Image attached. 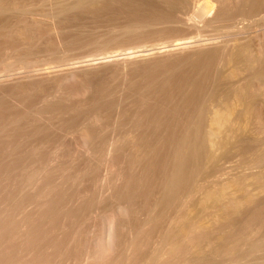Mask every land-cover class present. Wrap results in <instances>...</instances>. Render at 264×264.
Returning a JSON list of instances; mask_svg holds the SVG:
<instances>
[{"label": "bare ground", "instance_id": "6f19581e", "mask_svg": "<svg viewBox=\"0 0 264 264\" xmlns=\"http://www.w3.org/2000/svg\"><path fill=\"white\" fill-rule=\"evenodd\" d=\"M0 264H264V0H0Z\"/></svg>", "mask_w": 264, "mask_h": 264}, {"label": "rangeland", "instance_id": "374dc122", "mask_svg": "<svg viewBox=\"0 0 264 264\" xmlns=\"http://www.w3.org/2000/svg\"><path fill=\"white\" fill-rule=\"evenodd\" d=\"M36 12H38V13H36ZM34 14H36V16H38L39 14H40V16H38V19H43V21H44V19H46L44 22H48V20L49 19H47V18H45V17H43V13H40L41 11H36ZM42 15V16H41ZM195 15H197V13H195ZM210 15H213V13H211ZM36 16H33V17H35V18H37ZM43 17V18H42ZM53 23H52V22ZM49 24H50V26L51 27H54V29H55V27H57L56 26V24L54 23V20H51L50 19V21L48 22ZM244 23H247V21H245ZM224 29V28H223ZM222 28H221V30H220V32H218V30L217 31H214L212 28H210V29H208V30H206L205 31V33L203 32V33H193V34H189L188 36H187V38L186 39H182V40H178V41H174V42H167V43H164L163 42V44L162 43H156V44H158V45H155V44H152V43H149V44H145L144 46L146 47H143V44H142V47L140 46V45H137L135 48H131V49H129L128 50V48H127V50L129 51H127L126 49H121V52H120V49L119 50H117V51H119V52H116V53H107V55L106 54H101V55H96V56H94V55H90V54H86L85 56H82V55H84L85 54V52L82 54H79V53H77V54H72L71 55V58H73V57H75V56H77V57H75V58H73V62H71L70 60L68 61V62H70V64L72 65V66H69V67H72V69L73 68H75L76 67V70H78V69H81V67L82 68H91V69H93V68H97V67H100L101 65H105V63H106V65L108 64H111L112 62L113 63H116V61H118V62H127L126 61V58H127V60L129 61L130 59L131 60H139V59H143V58H150V57H154V56H158V55H161V54H165L166 52L167 53H172V52H186V51H189L190 50V48H192L193 46H195V45H197V44H195V43H197L196 41H204L203 42V44H205L206 43V45H208L209 43H211V41L210 40H214V39H223V38H225V37H222V35H225L226 33H228V32H225L226 30H223ZM221 35V37H220V35ZM245 34H243V36H244ZM247 35H249L248 33H246V35L245 36H247ZM54 37V39H55V37H56V35H54L53 36ZM214 37V38H213ZM57 38V40H59V38H58V36L56 37ZM228 38H231V36L230 37H228ZM227 37H226V39H228ZM209 39V40H208ZM216 39V40H217ZM56 40V39H55ZM57 43H59V41H56ZM185 42V43H184ZM162 45V46H161ZM166 45H169V46H166ZM193 45V46H192ZM149 46V47H148ZM156 46V47H155ZM188 46H190L189 48H188ZM163 47V48H162ZM186 47V48H185ZM138 48V49H137ZM194 48V47H193ZM134 49V50H133ZM143 49V50H142ZM171 49V50H170ZM124 51V52H123ZM153 52V53H152ZM163 52V53H162ZM88 53V52H87ZM117 53H118V55L119 56H117ZM124 53V54H123ZM157 53V54H156ZM161 53V54H160ZM116 54V55H115ZM120 54H122V55H120ZM142 54V55H141ZM88 55H90V56H88ZM43 56V55H42ZM41 56V57H42ZM98 56V57H97ZM136 56V57H135ZM43 57H45V59H43ZM42 58H40L41 60H39V62H38V64H39V68L40 69H42V70H45V71H51V69H52V71L55 69L56 70V68L54 67L55 65H56V63H54V61L51 59L50 60V58L48 59V57H46V56H43ZM79 57H82V58H79ZM95 57V58H94ZM109 57H111V58H109ZM137 57H139V58H137ZM70 58V57H69ZM85 58V59H84ZM92 58H94V59H92ZM107 58V59H106ZM123 60H122V59ZM125 58V59H124ZM132 58H134V59H132ZM137 58V59H136ZM78 59V60H77ZM79 59H80V61H79ZM82 59V60H81ZM90 59V60H89ZM98 59V60H97ZM92 60V61H91ZM114 60V61H113ZM47 61V62H46ZM53 61V62H52ZM87 61V62H86ZM100 62H101V64H100ZM108 62V63H107ZM112 63V64H113ZM50 64V65H49ZM69 64V65H70ZM94 66H93V65ZM90 65H92L91 67H90ZM88 66V67H87ZM78 67V68H77ZM54 68V69H53ZM57 70H58V68H57ZM70 85V86H69ZM73 86V85H72ZM71 86V84H69V83H67V86H65L64 87V89H65V91L67 90H69V88H70V90L73 88ZM68 87V88H67ZM72 87V88H71ZM69 90V91H70ZM71 91H73V90H71ZM74 145V144H73ZM72 145V146H73ZM75 146V145H74ZM73 146V147H74Z\"/></svg>", "mask_w": 264, "mask_h": 264}]
</instances>
